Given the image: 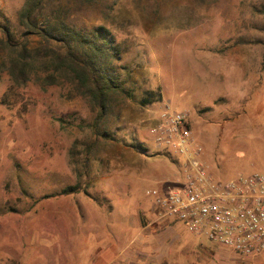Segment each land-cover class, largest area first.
<instances>
[{
	"label": "rangeland",
	"instance_id": "1",
	"mask_svg": "<svg viewBox=\"0 0 264 264\" xmlns=\"http://www.w3.org/2000/svg\"><path fill=\"white\" fill-rule=\"evenodd\" d=\"M24 2L0 0V264H89L107 237L88 232L87 221H104L127 244L137 216L151 225L129 250L155 251L177 236L163 249L168 262L264 264V251L240 255L160 218L147 193L178 185L179 159L150 132L166 105L187 113L216 178L264 173V0H115L108 9L55 0L83 32L105 26L119 50L112 66L125 91L110 96L96 127L97 109L54 65H35L20 86L1 66L18 54L1 26L14 45L40 41L17 17ZM50 73L58 83L45 85ZM147 90L161 101L140 106ZM76 182L80 192L59 194ZM169 227L170 236L157 235Z\"/></svg>",
	"mask_w": 264,
	"mask_h": 264
},
{
	"label": "built area",
	"instance_id": "2",
	"mask_svg": "<svg viewBox=\"0 0 264 264\" xmlns=\"http://www.w3.org/2000/svg\"><path fill=\"white\" fill-rule=\"evenodd\" d=\"M150 132L156 144L180 161L177 187L147 191L159 207V217L173 216L189 233L240 255L263 252L264 173L216 178L193 136L189 116L168 105Z\"/></svg>",
	"mask_w": 264,
	"mask_h": 264
},
{
	"label": "trees",
	"instance_id": "3",
	"mask_svg": "<svg viewBox=\"0 0 264 264\" xmlns=\"http://www.w3.org/2000/svg\"><path fill=\"white\" fill-rule=\"evenodd\" d=\"M54 1L25 0L18 12L20 23L27 29L24 34L31 32L40 38L36 47L29 48L24 43L12 44L9 27L1 26L10 51H18L17 56L10 58L1 66L7 70L13 84L20 86L30 79L29 73L35 65L45 70L50 64L54 65L55 71L61 77L69 79L79 95L85 97L93 109H97V116L92 124L96 127L107 112L110 96L125 91L123 84L126 79L117 80L112 66V60L119 59V50L114 45L112 34L105 26L99 25L92 32L85 33L77 28L78 19L64 13L62 7H55ZM74 1L78 6L86 4L88 7L96 2H102L106 9L111 8L115 2V0ZM40 18L43 27L37 25ZM55 83H58V79L52 73L44 76L45 85ZM125 93L130 95L128 91ZM158 101H161L160 91L147 90L142 93L138 102L140 106H145ZM137 146L146 150L142 145ZM81 190V185L76 182L61 189L59 194H73Z\"/></svg>",
	"mask_w": 264,
	"mask_h": 264
},
{
	"label": "crops",
	"instance_id": "4",
	"mask_svg": "<svg viewBox=\"0 0 264 264\" xmlns=\"http://www.w3.org/2000/svg\"><path fill=\"white\" fill-rule=\"evenodd\" d=\"M204 160L207 162L205 158ZM134 219V221H131L130 227L132 230H137V232L135 235H132L131 240L127 244H119L116 241V238L112 239L110 233H108V229L106 228L104 221H87L89 222V226L87 227L88 232L101 237H107V243L93 252L91 257L92 261L89 264H180L168 262L165 256L166 250L163 251L166 246L170 247L177 240V236H173L169 242H166V240L158 241L159 247L155 251H152L153 247L149 245V243H143L139 249L129 250L128 246L133 244L137 236H140L142 233H144L145 230L151 225L150 221H140L139 216H137V218L135 217ZM69 222V229L72 231L73 222ZM125 229L127 230V227ZM171 232L172 228L169 227L163 233L157 235L162 236L164 239V237L166 238L170 236ZM206 258L207 261H209V256ZM201 263L202 262L200 261L197 264Z\"/></svg>",
	"mask_w": 264,
	"mask_h": 264
}]
</instances>
